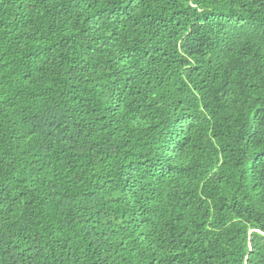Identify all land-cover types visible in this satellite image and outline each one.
<instances>
[{"label":"trees","instance_id":"1","mask_svg":"<svg viewBox=\"0 0 264 264\" xmlns=\"http://www.w3.org/2000/svg\"><path fill=\"white\" fill-rule=\"evenodd\" d=\"M0 264H264V0H0Z\"/></svg>","mask_w":264,"mask_h":264},{"label":"bare ground","instance_id":"2","mask_svg":"<svg viewBox=\"0 0 264 264\" xmlns=\"http://www.w3.org/2000/svg\"><path fill=\"white\" fill-rule=\"evenodd\" d=\"M245 17V16H244ZM250 19V18H249ZM253 113V112H252ZM252 116H253V114H252ZM252 125V124H251Z\"/></svg>","mask_w":264,"mask_h":264}]
</instances>
